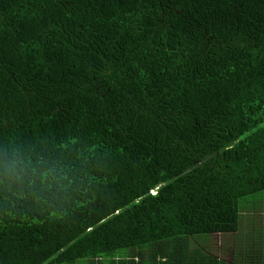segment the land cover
I'll list each match as a JSON object with an SVG mask.
<instances>
[{
    "label": "trees",
    "instance_id": "1",
    "mask_svg": "<svg viewBox=\"0 0 264 264\" xmlns=\"http://www.w3.org/2000/svg\"><path fill=\"white\" fill-rule=\"evenodd\" d=\"M217 235L264 264V0H0V264H231Z\"/></svg>",
    "mask_w": 264,
    "mask_h": 264
},
{
    "label": "rangeland",
    "instance_id": "2",
    "mask_svg": "<svg viewBox=\"0 0 264 264\" xmlns=\"http://www.w3.org/2000/svg\"><path fill=\"white\" fill-rule=\"evenodd\" d=\"M240 239L241 236L217 235L213 236V238L208 242V245L215 256L226 260L228 263L234 264V256L237 250L235 245L239 243Z\"/></svg>",
    "mask_w": 264,
    "mask_h": 264
},
{
    "label": "clouds",
    "instance_id": "3",
    "mask_svg": "<svg viewBox=\"0 0 264 264\" xmlns=\"http://www.w3.org/2000/svg\"><path fill=\"white\" fill-rule=\"evenodd\" d=\"M153 194H155V192Z\"/></svg>",
    "mask_w": 264,
    "mask_h": 264
}]
</instances>
